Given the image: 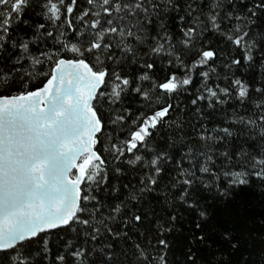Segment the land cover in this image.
Masks as SVG:
<instances>
[{
	"label": "snow or ice",
	"instance_id": "obj_1",
	"mask_svg": "<svg viewBox=\"0 0 264 264\" xmlns=\"http://www.w3.org/2000/svg\"><path fill=\"white\" fill-rule=\"evenodd\" d=\"M0 264H264V0H0Z\"/></svg>",
	"mask_w": 264,
	"mask_h": 264
}]
</instances>
